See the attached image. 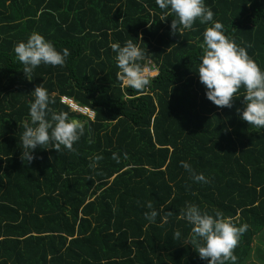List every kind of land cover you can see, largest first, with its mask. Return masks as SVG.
I'll return each instance as SVG.
<instances>
[{"label": "trees", "instance_id": "trees-1", "mask_svg": "<svg viewBox=\"0 0 264 264\" xmlns=\"http://www.w3.org/2000/svg\"><path fill=\"white\" fill-rule=\"evenodd\" d=\"M204 4L213 21L173 35L175 16L161 20L155 0H0V264H208L186 243L192 225L179 216L188 203L249 225L236 264H264V128L240 118L243 87L221 108L197 73L203 32L217 21L264 72V0ZM32 33L70 55L63 66L39 65L29 81L14 47ZM128 40L155 70L143 93L116 76L110 44ZM40 84L55 99L49 107L79 120L85 135L75 152L49 144L27 163L20 137ZM95 155L103 159L92 169ZM181 161L208 182L193 180ZM149 201L155 223L144 215Z\"/></svg>", "mask_w": 264, "mask_h": 264}, {"label": "clouds", "instance_id": "clouds-1", "mask_svg": "<svg viewBox=\"0 0 264 264\" xmlns=\"http://www.w3.org/2000/svg\"><path fill=\"white\" fill-rule=\"evenodd\" d=\"M155 2L164 11L161 20H165L167 16H175L170 25L173 35L177 33L182 35L185 30L195 31L193 25L197 20L200 24L213 21L214 13L205 6L204 0H155ZM223 27V24L217 21L203 32V43L199 44L202 49L201 63L197 72L200 83L207 90V99L221 108H231L239 89L243 87L245 107L240 113V118L251 126L264 128V72L249 57L245 47L237 46L224 34ZM110 47L116 53L119 68L116 73L117 79L123 86L143 93L151 82L150 72L155 71L139 63L144 60L145 52L132 40H128L124 46L111 43ZM14 52L18 61L24 65L22 72L29 81L33 69L39 65L63 66L65 58L70 55L67 48L63 49L62 54L58 52L52 43L38 33H32L27 42H19L14 47ZM32 94L34 101L29 108L31 123L23 125L24 131L20 137L21 160L31 163L35 159L33 150L49 144L58 154L65 149L68 152H75L74 143L85 135L84 124L79 120L69 119L67 112L53 111L49 105L54 104L55 99L50 98L48 90L41 84L35 87ZM66 103L74 111L70 101ZM80 109L82 112H75L89 117L85 114V111H88L89 118L92 117L91 111ZM111 158L117 163L120 162L117 153H113ZM125 158H127L126 153ZM90 159L92 162L89 167L95 169L97 162L103 157L95 155ZM181 165L190 173L193 180L208 182L202 173L197 175L187 162L181 161ZM146 207L151 211L144 213L145 218L150 223H155L158 212L153 208L151 201L147 202ZM172 215L171 211L166 212L162 217V223H166ZM179 219L186 220L192 225L186 243L198 252L201 259L207 260L208 264H227L229 261L231 264H236L237 256L233 253L249 225L245 223L236 227L224 218L221 211L215 210L214 216L206 212L202 213L200 208L192 203H188L180 210ZM180 236L181 233L177 230L173 239H179Z\"/></svg>", "mask_w": 264, "mask_h": 264}, {"label": "crops", "instance_id": "crops-1", "mask_svg": "<svg viewBox=\"0 0 264 264\" xmlns=\"http://www.w3.org/2000/svg\"><path fill=\"white\" fill-rule=\"evenodd\" d=\"M247 264H261V263L253 258H249L247 260Z\"/></svg>", "mask_w": 264, "mask_h": 264}, {"label": "water", "instance_id": "water-1", "mask_svg": "<svg viewBox=\"0 0 264 264\" xmlns=\"http://www.w3.org/2000/svg\"><path fill=\"white\" fill-rule=\"evenodd\" d=\"M70 106H73V109H74V111H81L82 112V110L80 109V108H78L77 106H75V105H72V103L70 102Z\"/></svg>", "mask_w": 264, "mask_h": 264}, {"label": "rangeland", "instance_id": "rangeland-1", "mask_svg": "<svg viewBox=\"0 0 264 264\" xmlns=\"http://www.w3.org/2000/svg\"><path fill=\"white\" fill-rule=\"evenodd\" d=\"M146 68V67H145ZM151 73V75L153 74V73H155V71H152V72H150ZM85 114H87V115H89L90 113L88 112V111H85ZM89 117H90V115H89Z\"/></svg>", "mask_w": 264, "mask_h": 264}, {"label": "built area", "instance_id": "built-area-1", "mask_svg": "<svg viewBox=\"0 0 264 264\" xmlns=\"http://www.w3.org/2000/svg\"><path fill=\"white\" fill-rule=\"evenodd\" d=\"M61 101L62 102H66V100L65 99H63V98H61ZM68 103H69V101H67ZM90 115V114H89Z\"/></svg>", "mask_w": 264, "mask_h": 264}, {"label": "bare ground", "instance_id": "bare-ground-1", "mask_svg": "<svg viewBox=\"0 0 264 264\" xmlns=\"http://www.w3.org/2000/svg\"><path fill=\"white\" fill-rule=\"evenodd\" d=\"M66 101H69V100H67V99H65ZM73 107V106H72Z\"/></svg>", "mask_w": 264, "mask_h": 264}]
</instances>
